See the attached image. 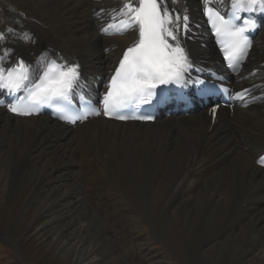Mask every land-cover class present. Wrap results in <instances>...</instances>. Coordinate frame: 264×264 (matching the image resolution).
<instances>
[{
	"label": "bare ground",
	"instance_id": "bare-ground-1",
	"mask_svg": "<svg viewBox=\"0 0 264 264\" xmlns=\"http://www.w3.org/2000/svg\"><path fill=\"white\" fill-rule=\"evenodd\" d=\"M126 1L0 0V57L10 63L23 55L37 71L42 59L60 51L81 63L89 84H100L137 37L136 27L102 31L124 18L113 20ZM199 2L164 0L171 11L188 9L199 34L183 42L197 60L211 63L217 56ZM255 48L249 60L259 72L252 82H262L264 29ZM263 149L264 106L225 110L213 130L203 112L153 124L98 118L73 128L0 108V183L31 188L54 225L60 252L75 264L140 261L141 254L136 261L125 250L111 251L119 238L108 233L115 222H105L102 213L109 216L110 205L120 203L145 216L157 239L189 262L218 264L235 250V264H264V169L254 164ZM114 195L117 201H106Z\"/></svg>",
	"mask_w": 264,
	"mask_h": 264
},
{
	"label": "snow or ice",
	"instance_id": "snow-or-ice-1",
	"mask_svg": "<svg viewBox=\"0 0 264 264\" xmlns=\"http://www.w3.org/2000/svg\"><path fill=\"white\" fill-rule=\"evenodd\" d=\"M205 0V14L209 16L218 36L227 37L224 43L225 58L232 63L238 62L247 55L251 46L245 35L247 29H254L256 24L249 21L245 27L237 28L231 20H225L218 11L208 7ZM234 9L255 12L257 8L264 10V0H232ZM116 17H124L118 22L102 28L108 32H126L136 26L139 28V39L127 48L119 66L112 75L108 90L103 98L104 114L113 115L119 109L139 101L146 102L153 95L158 85L182 83L183 72L188 67V59L184 48L177 40L176 32L181 28V16L173 15L164 0H128L116 10ZM183 28L187 30L189 17L183 16ZM176 42L175 45L169 42ZM2 60V58H0ZM79 65H58L50 63L40 77L39 83L32 86L27 100L31 105L52 104L53 102H69L74 85L79 87ZM31 85L29 67L20 60L15 67L5 69L0 66V89L10 93L26 88L25 82ZM85 103L87 101L81 98ZM30 106V105H28ZM25 105H14L11 111L22 115H30L24 111ZM58 111L63 112L64 109ZM215 112V109H213ZM98 114V113H96ZM86 116L62 115L61 119H85ZM119 119L127 117L120 116ZM148 119V117H144ZM264 163V157L259 161Z\"/></svg>",
	"mask_w": 264,
	"mask_h": 264
},
{
	"label": "rangeland",
	"instance_id": "rangeland-1",
	"mask_svg": "<svg viewBox=\"0 0 264 264\" xmlns=\"http://www.w3.org/2000/svg\"><path fill=\"white\" fill-rule=\"evenodd\" d=\"M82 167H84L83 163L81 169ZM87 175L91 177L93 173L87 172ZM109 184L111 185L112 182ZM121 187L123 191L124 188ZM123 195L128 198L126 191ZM116 198L118 197L114 195L110 200L105 199L114 203L115 200L117 201ZM114 207L113 204L110 205L109 216L102 213L105 216V222H115V229L108 233L116 234L119 238L118 243L114 244L116 247L111 246V251L118 248L122 253V250H125L126 256L130 259L135 258L136 261L137 258L140 259L141 254L140 261L133 264H198L197 261L185 260L184 256L176 254L157 239L155 230L145 216L139 213L138 215L128 213L129 211H125L121 203L118 206L120 210ZM164 216L163 213V218ZM54 231V225L47 213L43 212L41 203L33 199L30 187L13 186L10 189H4L3 185L0 186V243L3 242L6 245L9 243L7 247L15 254V259L9 258L4 253L5 249H0V264H75L68 256L60 252ZM149 249L154 251L151 255L148 253ZM200 251L198 248V252ZM235 253V250L228 251L218 264H235L236 259L233 257ZM153 255H156L155 258ZM208 262L212 264L210 259Z\"/></svg>",
	"mask_w": 264,
	"mask_h": 264
},
{
	"label": "trees",
	"instance_id": "trees-1",
	"mask_svg": "<svg viewBox=\"0 0 264 264\" xmlns=\"http://www.w3.org/2000/svg\"><path fill=\"white\" fill-rule=\"evenodd\" d=\"M0 249H5L4 253L7 254V257L15 259V254L11 251L6 244L0 243Z\"/></svg>",
	"mask_w": 264,
	"mask_h": 264
}]
</instances>
